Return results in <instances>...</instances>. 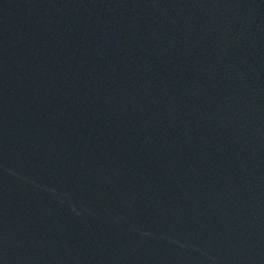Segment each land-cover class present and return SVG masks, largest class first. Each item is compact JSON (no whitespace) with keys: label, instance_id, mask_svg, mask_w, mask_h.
<instances>
[{"label":"water","instance_id":"1","mask_svg":"<svg viewBox=\"0 0 264 264\" xmlns=\"http://www.w3.org/2000/svg\"><path fill=\"white\" fill-rule=\"evenodd\" d=\"M0 264H264V0H0Z\"/></svg>","mask_w":264,"mask_h":264}]
</instances>
